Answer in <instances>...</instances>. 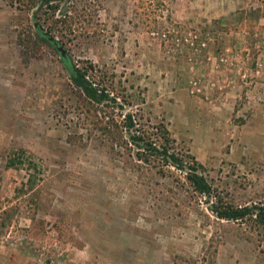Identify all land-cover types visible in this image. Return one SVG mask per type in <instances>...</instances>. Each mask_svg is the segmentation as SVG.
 Masks as SVG:
<instances>
[{
  "label": "rangeland",
  "instance_id": "rangeland-1",
  "mask_svg": "<svg viewBox=\"0 0 264 264\" xmlns=\"http://www.w3.org/2000/svg\"><path fill=\"white\" fill-rule=\"evenodd\" d=\"M212 204L264 206V0H0V264H264Z\"/></svg>",
  "mask_w": 264,
  "mask_h": 264
},
{
  "label": "trees",
  "instance_id": "trees-1",
  "mask_svg": "<svg viewBox=\"0 0 264 264\" xmlns=\"http://www.w3.org/2000/svg\"><path fill=\"white\" fill-rule=\"evenodd\" d=\"M37 1H40V3L43 4L49 3L54 0ZM39 26L41 29H43L40 24ZM47 33L50 34L49 32ZM41 37L45 41L49 42L45 37ZM49 44L51 43L49 42ZM51 46L54 48L52 44ZM66 67L70 73L71 78L80 83L89 97L97 101L111 99L109 94L105 92L104 89H100L97 86H94L86 79V70H82L81 68L74 66L72 62H70V60L69 65H66ZM127 120L128 126L133 127L134 122L130 114L127 115ZM165 132L168 133L167 130ZM131 142L139 149L137 150V156L141 160L147 161L149 157L156 156L161 157L166 162L175 165L177 168L182 169L184 166L180 158L169 152V146L167 145L169 142V138L166 136L163 137V142H161L160 146H158L157 142L145 133L133 134L131 136ZM189 169L190 170L187 173V179L190 181L194 189L199 191L200 193L210 194L211 185L208 183L205 177L201 174H198L194 166H192V168L190 167ZM210 209L220 219L237 220L254 215L259 222L264 224V206L262 205L257 206L256 204H252L250 206H232L230 204H221L220 206L218 204H212Z\"/></svg>",
  "mask_w": 264,
  "mask_h": 264
},
{
  "label": "water",
  "instance_id": "water-1",
  "mask_svg": "<svg viewBox=\"0 0 264 264\" xmlns=\"http://www.w3.org/2000/svg\"><path fill=\"white\" fill-rule=\"evenodd\" d=\"M34 27L39 32V34L41 36L45 37L54 46L56 51L59 53V55L63 59V62L66 65H69V58H68V55L66 53V50L62 45L59 44V42L56 40V38H54L53 36L48 34L45 30L41 29L37 22H34Z\"/></svg>",
  "mask_w": 264,
  "mask_h": 264
}]
</instances>
